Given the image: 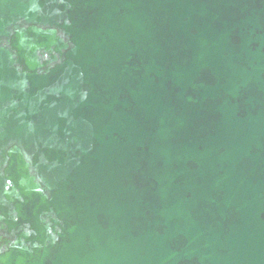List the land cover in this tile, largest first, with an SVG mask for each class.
<instances>
[{
	"label": "water",
	"instance_id": "obj_1",
	"mask_svg": "<svg viewBox=\"0 0 264 264\" xmlns=\"http://www.w3.org/2000/svg\"><path fill=\"white\" fill-rule=\"evenodd\" d=\"M0 221V264H264V0H0Z\"/></svg>",
	"mask_w": 264,
	"mask_h": 264
},
{
	"label": "flooded vegetation",
	"instance_id": "obj_2",
	"mask_svg": "<svg viewBox=\"0 0 264 264\" xmlns=\"http://www.w3.org/2000/svg\"><path fill=\"white\" fill-rule=\"evenodd\" d=\"M8 209H10V211H12L13 210V205L12 204H10L8 207H7ZM13 214V213H12ZM2 225V223H1V221H0V226ZM17 230H19V231H21V232H25V231H27V225L26 224H20L19 225V227L16 229V231H10V234H6V232L5 231H1L0 232V238L1 239H8V240H11L12 239V235H13V232H16L17 233ZM1 244H2V240H0V246H1ZM1 250H3V248H1L0 247V251Z\"/></svg>",
	"mask_w": 264,
	"mask_h": 264
}]
</instances>
